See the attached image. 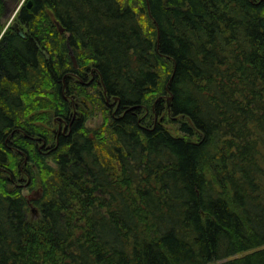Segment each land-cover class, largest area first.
I'll return each instance as SVG.
<instances>
[{"label":"trees","instance_id":"1","mask_svg":"<svg viewBox=\"0 0 264 264\" xmlns=\"http://www.w3.org/2000/svg\"><path fill=\"white\" fill-rule=\"evenodd\" d=\"M15 1L0 166L27 154L42 194L33 213L0 174V264H264V0H26L23 34ZM73 73L94 76L108 130L83 104L56 142L30 116L70 120L92 95Z\"/></svg>","mask_w":264,"mask_h":264},{"label":"rangeland","instance_id":"2","mask_svg":"<svg viewBox=\"0 0 264 264\" xmlns=\"http://www.w3.org/2000/svg\"><path fill=\"white\" fill-rule=\"evenodd\" d=\"M12 3L13 2H11V4H10V9H11ZM10 12H11V10L8 12V14ZM13 22H14V18L9 20L8 25L12 24ZM78 66H79V64H78ZM85 82H86L85 86H89L88 88L90 89V94H92V95L90 96V95H87V94H80V95H78L76 97H73L72 102H75V104L78 105V106L83 105V104L88 106L87 110H86L87 115H88V117H87V127L90 128L92 133H93V131L95 129H98V128H99L100 131L101 130H106V129H104L105 125H106V121H107L106 114H105L106 113L105 112V106L103 105L104 102H101L99 100V96H98L99 93L95 92V90L100 88V87L99 86L97 87V86H94V85L92 86L91 83L90 84L88 83L89 81H85ZM100 97H101V95H100ZM48 112H49L48 110H44V109L43 110L42 109L36 110L35 112H33L31 114L30 118L34 119L36 124L40 125L41 127L45 128L46 130H48L50 132H53V130L57 129L58 126L55 123V119L54 118L51 121L49 115H47ZM167 118L170 119L171 117L168 116ZM167 125H168V127L173 128L172 123H167ZM107 130H106V132H107ZM173 132H175V129L173 130ZM22 160H23V158H20V161H22ZM48 162L50 164L54 165V166L56 165V162L53 160V157L52 158L51 157L48 158ZM32 164H33V162L29 163L27 166H29V167L33 166ZM23 166L25 167L26 164H24ZM32 170H33V173H31V174H36L37 175V173H38L37 167L33 166ZM33 177H34V175H32V177L29 179V177L25 176L24 179H25L26 183H28L29 180H32V182H31L32 187L29 190H25L24 193H26L27 196H29L30 198H33V197L37 198V197L41 196L42 191H41L40 186H38V184H34L33 183ZM38 182H39V180H38ZM32 190H34V191H32ZM33 205H34V207L33 206L30 207V210L33 213L38 214L39 213V208H37L35 206V204H33Z\"/></svg>","mask_w":264,"mask_h":264},{"label":"flooded vegetation","instance_id":"3","mask_svg":"<svg viewBox=\"0 0 264 264\" xmlns=\"http://www.w3.org/2000/svg\"><path fill=\"white\" fill-rule=\"evenodd\" d=\"M16 22V21H14ZM13 22V23H14ZM12 23V25H13ZM23 32H26L23 31ZM77 69L79 68V66L76 67ZM73 76L77 79V80H81V84L85 85L86 82L85 80L83 79L84 77L77 74V73H73ZM92 78V81H94V76L91 77ZM91 82H88L89 84L92 83ZM105 94H106V91H105ZM106 100H110L109 97H105ZM77 106L75 104V102L72 103V114H71V118L70 120H67L66 118L60 116H56L54 119H55V123L57 124L58 128L57 129H54L53 132H50V134L52 136H54L56 138V142L59 140V137L61 134L63 135H67L68 131H71V124L69 123V121H72L75 119L77 113H78V109H77ZM117 109V108H116ZM116 109L114 110V113L116 111ZM43 110V109H42ZM113 113V114H114ZM87 126V121H86V124ZM56 145L57 144H53V143H48V142H45L41 145V148L40 149H44V155L45 157H48L49 155H51L55 150H56ZM14 151H19L18 148L16 147H12ZM23 153V152H22ZM50 158V157H49ZM33 162V166L36 167V163L34 160H31L27 154H25L23 156V160L20 161V166L18 168V170L16 172H11V170L9 168H3L0 166V174L3 172L6 174H4V177H8L10 181H8L7 183V187L10 191H14L15 188H18L22 191V193L27 196L26 193H24L25 190H29L32 185H31V182L32 180H29L28 183L25 182V176L29 177V179L32 177L33 174L30 173V171L28 170L29 166H27L29 163ZM26 164V166L24 167L23 165ZM35 190V189H34ZM32 190V191H34ZM28 197V200L30 202V207H34V202L36 200V198H30L29 196ZM37 211V210H36Z\"/></svg>","mask_w":264,"mask_h":264},{"label":"water","instance_id":"4","mask_svg":"<svg viewBox=\"0 0 264 264\" xmlns=\"http://www.w3.org/2000/svg\"><path fill=\"white\" fill-rule=\"evenodd\" d=\"M24 2H25V0H19V1H15V2L12 3V5H11V9H10L11 12L8 14L9 20L15 18V16H16L17 13L19 12V10H20V8H21V6L23 5ZM27 5H28L29 7H31V5H32V1L29 0V1L27 2ZM13 26L16 28V27L18 26V23L15 22V23L13 24ZM60 31H61V32H64V28L60 27ZM71 54H72V59H73V61H74V63H75V67H77V66H78L77 58H76V56L74 55L73 51H71ZM117 99H118V98H117ZM117 99H116V100H117ZM172 100H173V95H171V96L168 97V106H169V107H170L171 104H172Z\"/></svg>","mask_w":264,"mask_h":264},{"label":"bare ground","instance_id":"5","mask_svg":"<svg viewBox=\"0 0 264 264\" xmlns=\"http://www.w3.org/2000/svg\"><path fill=\"white\" fill-rule=\"evenodd\" d=\"M26 1V0H25ZM15 23V22H14ZM13 23V24H14ZM16 29L21 33V34H23V30H21L20 28H19V25L16 27ZM73 51V50H72ZM74 53V52H73ZM75 55V54H74ZM71 56H72V54H71ZM227 62H228V59H227ZM88 87V86H87ZM172 94H170L169 96H171ZM168 96V97H169Z\"/></svg>","mask_w":264,"mask_h":264}]
</instances>
